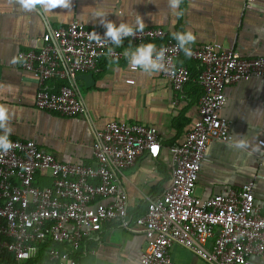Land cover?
Instances as JSON below:
<instances>
[{"label":"built area","instance_id":"2783aa9c","mask_svg":"<svg viewBox=\"0 0 264 264\" xmlns=\"http://www.w3.org/2000/svg\"><path fill=\"white\" fill-rule=\"evenodd\" d=\"M105 31L80 21L48 26L43 45L20 52L18 62L38 83L36 108L71 118L88 115L78 78L98 72L102 57L126 61L130 70H140L130 66L127 44L135 48L161 42L156 48L165 52V68L158 74L171 83L177 96L192 78L188 66L178 60L184 56L197 63L199 119L186 139L170 148V187L149 198L146 212L135 219L148 241L140 264H173L174 245L191 250L206 264H246L252 256H263L264 216L256 205L254 183L208 198L196 196L195 189L203 164L209 162L210 143L233 141L230 123L220 116L226 89L264 78V56L243 58L220 43H210L191 46L188 57L162 28L136 29L135 36L117 46L103 37ZM51 80L62 85L50 87ZM9 139L12 148L0 150V263L12 258L23 264L42 251L54 264H78L73 253L80 251L89 234L115 220L127 224L129 198L121 185L125 172L141 156L158 160L162 152L157 128L132 121H112L95 132L92 165L61 163L34 141ZM258 144L264 148L263 140ZM40 172L49 174L52 186L35 184Z\"/></svg>","mask_w":264,"mask_h":264},{"label":"crops","instance_id":"0c3cea01","mask_svg":"<svg viewBox=\"0 0 264 264\" xmlns=\"http://www.w3.org/2000/svg\"><path fill=\"white\" fill-rule=\"evenodd\" d=\"M96 13L105 14L117 25L123 20L134 28L137 16H141L143 29L162 28L171 38L175 32L191 30L196 36L192 47L220 43L243 58H256L264 56V0H182L175 11L168 7V0H73L71 12L61 8L45 12L39 7L25 11L17 0H0V105L9 110V138L34 141L61 163L92 165L95 132L110 122L132 121L157 128L162 139L160 158L141 156L121 179L129 198L127 224L115 220L89 234L79 263L140 264L148 241L135 219L146 212L149 198L163 195L172 183L170 148L181 144L199 119V73L195 61L181 56L178 64L188 65L192 79L177 96L171 83L158 73L132 71L126 61L102 57L98 72L78 78L87 116L71 118L37 109L38 83L21 70L18 54L39 49L48 26L67 27L80 21L89 28L105 29ZM148 43L158 46L161 42ZM47 85L59 88L62 82L51 80ZM225 93L227 102L220 116L230 123L233 141L210 143L209 162L202 166L195 195L208 198L254 183L256 205L264 216V148L258 144L264 141V78L239 82ZM241 141L243 148L238 147ZM35 184L50 187L52 180L48 173L40 172ZM170 255L173 264H206L181 245H174ZM40 259L23 264H54L46 257ZM246 264H264V255L252 256Z\"/></svg>","mask_w":264,"mask_h":264},{"label":"clouds","instance_id":"9594fccd","mask_svg":"<svg viewBox=\"0 0 264 264\" xmlns=\"http://www.w3.org/2000/svg\"><path fill=\"white\" fill-rule=\"evenodd\" d=\"M181 2L182 0H168V7L175 11ZM17 3L25 11H33L39 7L45 12H52L57 8L66 9L68 12H71L73 8V0H17ZM96 18H99V24L106 29L103 37L117 46L122 45L125 38L135 36L136 29L142 31L145 24L141 16H137L135 28L123 20L117 25L114 21L108 20L107 16L103 13H96ZM97 35L99 36L100 34ZM172 35L173 39L177 41V47L183 51L185 56L190 57L192 55L191 45L196 42V36L192 31L175 32ZM125 56L128 58L130 66L133 69H141L149 75L157 74L165 68L164 50H158L151 43L141 44L134 49H129L125 52ZM9 122L10 115L8 108L0 105V129L4 130V134L0 135V150L5 152L12 148V141L9 139L11 133ZM238 147L243 148L245 145L241 141Z\"/></svg>","mask_w":264,"mask_h":264},{"label":"trees","instance_id":"16d2710c","mask_svg":"<svg viewBox=\"0 0 264 264\" xmlns=\"http://www.w3.org/2000/svg\"><path fill=\"white\" fill-rule=\"evenodd\" d=\"M147 44V43H146ZM128 47H129V49H133L134 47H132L130 44L128 45ZM188 66V65H187ZM189 68V67H188ZM191 71V70H190ZM198 78H199V74H198ZM192 79V78H191ZM201 90V89H200ZM201 95V94H200ZM200 97V96H199ZM83 247V246H82ZM82 247H81V249H80V251H78V252H75V253H73V255L76 257V260H77V262H78V264L80 263V254H81V251H82ZM59 248H61L62 249V247H59ZM41 256V259L39 260V261H41L43 258H45L46 256H45V254H44V252H40V254H39V256H38V258ZM37 258V259H38ZM47 258V257H46ZM37 259H35V261L37 260ZM48 259V258H47ZM7 261H8V263L7 264H16L13 260H12V258H8V259H6ZM3 261H5V260H3ZM32 261V260H31ZM2 262V261H1ZM9 262H11V263H9ZM1 264V263H0Z\"/></svg>","mask_w":264,"mask_h":264}]
</instances>
